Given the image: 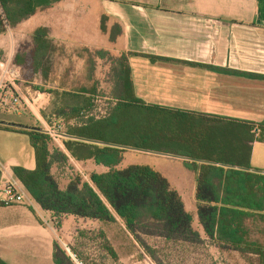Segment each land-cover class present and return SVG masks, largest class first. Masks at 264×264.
I'll return each instance as SVG.
<instances>
[{"label":"crops","instance_id":"crops-1","mask_svg":"<svg viewBox=\"0 0 264 264\" xmlns=\"http://www.w3.org/2000/svg\"><path fill=\"white\" fill-rule=\"evenodd\" d=\"M39 27L48 28L55 44L74 54L105 51L119 58L125 53L135 95L147 106L181 112L194 126L254 125L260 140L254 142L251 171L264 174V165L259 168L254 162L257 152L264 162V0H60L1 33L0 52L13 59L16 47ZM34 76L42 78L41 73ZM4 99L14 100L11 95ZM20 104L18 115L26 108ZM5 109L9 108L0 105V114ZM9 123L36 126L0 117V124ZM51 148L69 156L66 164L52 167L62 189L78 174L91 182L93 172L109 170L94 159H75L65 145L51 143ZM170 163L167 160L166 170L156 160H128L124 153L118 168L155 167L199 221L195 172L184 162L175 169ZM36 166L29 135L0 127L1 258L9 264H57L55 243L69 252L79 230L96 229L106 234L117 254L116 241L122 238L138 250L139 243L118 216L115 222H105L65 214L58 226L57 216L43 209L14 173L15 167L35 170ZM11 182L24 193L23 203H6L3 187Z\"/></svg>","mask_w":264,"mask_h":264},{"label":"trees","instance_id":"trees-1","mask_svg":"<svg viewBox=\"0 0 264 264\" xmlns=\"http://www.w3.org/2000/svg\"><path fill=\"white\" fill-rule=\"evenodd\" d=\"M57 1L0 0V34ZM102 29L106 30L104 18ZM33 42V47L18 52L13 62L28 68L33 76H46L44 63L56 49L49 29L37 28ZM116 61V103L108 115L71 127L68 134L74 138L64 142L75 159H94L109 170L93 172L91 182L78 174L62 189L52 167L66 164L69 156L59 148H51L50 137L39 127L0 124L1 128L28 134L35 149L36 169L15 167V175L43 209L57 216L58 226L65 214L105 222H115L118 216L135 240L150 252L142 234L174 243H201L203 237L195 229L181 194L161 171L149 164L118 168L127 151L123 147L187 158L185 166L196 175L195 198L206 236L223 249L258 255L264 264V244L251 239L249 224L251 220L264 223V174L251 171L254 142L260 140L255 126H194L181 112L147 106L135 95L128 56L124 53ZM100 237L104 249L118 258L103 231ZM55 261L75 264L58 243ZM0 264L9 263L0 256Z\"/></svg>","mask_w":264,"mask_h":264},{"label":"rangeland","instance_id":"rangeland-1","mask_svg":"<svg viewBox=\"0 0 264 264\" xmlns=\"http://www.w3.org/2000/svg\"><path fill=\"white\" fill-rule=\"evenodd\" d=\"M33 45V37L26 36L16 47L14 55L18 52H28ZM55 45L56 49L44 63L48 74L35 79L28 68L20 66L21 81L18 82L17 89L12 86L11 89L15 90V97L23 98L19 102L20 105H23L26 98H29L30 94L35 91L47 93L50 96V103L44 111V116L47 120L53 117L61 119L68 133L71 127L92 118L89 116L87 119L84 114L82 115L83 112H94L95 117H101L107 110L112 109L116 103L114 70L119 67L116 56L108 52L85 53L82 51L74 54L68 52L65 45ZM10 59L12 58L9 55L0 52V60L13 62L14 58ZM76 108L79 109L78 113L74 112ZM25 109L24 107L22 115L16 114L14 110L5 109L0 117L25 121V123H29L28 125L34 123L36 124L34 127L41 128L36 119ZM73 112L74 115H72ZM70 137L72 138V136ZM125 157L128 160L137 161H152L153 159L166 170L167 160L172 162L170 166L173 169L184 162L182 158L145 153L134 149H127ZM262 161L257 152L254 159L256 166L263 167L264 162ZM177 171L178 169L174 172ZM83 179L86 180L85 176ZM249 224L252 228L251 239L264 244V223L260 220H251ZM193 225L203 237L201 243L167 242L159 237L142 234L143 239L150 247V252L140 244L137 250L128 240H122V238L121 241H116L120 255L117 254L118 258H115L104 249L105 243L100 237V229L91 232L79 230L78 236L70 243L73 248H67L69 250L67 252L72 256L75 264H262L258 255L242 254L237 250L219 247L206 236L197 218H193Z\"/></svg>","mask_w":264,"mask_h":264},{"label":"built area","instance_id":"built-area-1","mask_svg":"<svg viewBox=\"0 0 264 264\" xmlns=\"http://www.w3.org/2000/svg\"><path fill=\"white\" fill-rule=\"evenodd\" d=\"M21 67L14 64L11 61L0 60V105L7 106L9 109L19 112L21 109L19 103L23 98L15 97V90L11 89V86L16 89L17 83L21 81ZM17 93V91H16ZM7 95H11L14 98L13 101H6ZM50 103V96L45 92L35 91L33 94H30L28 100H25L26 109L30 111L31 114L36 116L39 124L41 125V130L47 134L51 143L58 146H64V140L71 138L67 133L65 124L59 118L53 117L50 120H47L42 112ZM110 112L107 110L105 114L101 117L108 115ZM88 119L89 116L92 118L94 112H83L82 115ZM95 117V118H101ZM3 193L5 195L7 204L14 203H23L25 201L24 193L20 192L14 183H8L3 187ZM58 222V218H57Z\"/></svg>","mask_w":264,"mask_h":264},{"label":"water","instance_id":"water-1","mask_svg":"<svg viewBox=\"0 0 264 264\" xmlns=\"http://www.w3.org/2000/svg\"><path fill=\"white\" fill-rule=\"evenodd\" d=\"M9 124H10V125H16V126H18V127H22V128H33V127H29V126L21 125V124H12V123H9ZM123 148H131V149L140 150V151H145V152H154V151H147V150L138 149V148H132V147H123ZM155 153H159V152H155ZM159 154L171 155V154H167V153H159ZM171 156L186 159V158L181 157V156H175V155H171Z\"/></svg>","mask_w":264,"mask_h":264}]
</instances>
